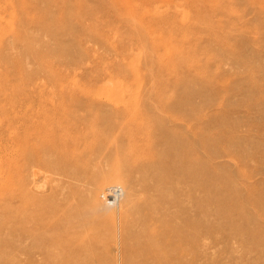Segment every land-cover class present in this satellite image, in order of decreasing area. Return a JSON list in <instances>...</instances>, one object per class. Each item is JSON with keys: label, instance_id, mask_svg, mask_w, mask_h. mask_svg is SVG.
<instances>
[{"label": "rangeland", "instance_id": "obj_1", "mask_svg": "<svg viewBox=\"0 0 264 264\" xmlns=\"http://www.w3.org/2000/svg\"><path fill=\"white\" fill-rule=\"evenodd\" d=\"M32 143L52 149L24 168ZM174 146L203 169L177 192L187 262L264 264V0H0V264H28L10 216L25 182L97 229L95 264L140 263L147 204L187 172Z\"/></svg>", "mask_w": 264, "mask_h": 264}, {"label": "bare ground", "instance_id": "obj_2", "mask_svg": "<svg viewBox=\"0 0 264 264\" xmlns=\"http://www.w3.org/2000/svg\"><path fill=\"white\" fill-rule=\"evenodd\" d=\"M71 142V141H69ZM66 143V141H65ZM25 146L26 152L29 153V158L23 162L24 168H31L34 165V155L32 152H44L52 149V147ZM76 146L73 143L72 146ZM74 146V147H75ZM34 148V149H32ZM187 157L183 160L177 157ZM189 154H192L190 148L183 149L174 146L172 147L171 163L175 167L174 171H182L184 166H187L186 175L177 184H173L167 190L159 191V195L147 204L150 209L145 214L147 221L151 222L156 227L145 228L132 235L133 248L130 247V252L134 253L139 259L138 264H189L187 257L190 253L188 242L190 241V227L192 221L190 213L185 208L184 202L179 200L181 192L190 194L188 190H184L183 186H187L188 182L203 172L200 166H195L194 172L191 173V159ZM33 155V156H32ZM82 154L76 153L70 155L67 152H60V157L66 162H76ZM176 164V166H175ZM40 166L46 170H51L52 166L47 162H41ZM56 169L53 168V171ZM64 170V169H62ZM34 173L35 180L41 179V173ZM169 175V173L165 176ZM167 180H174V177L169 176ZM172 183V182H171ZM198 184L200 182L198 180ZM165 184V187L166 188ZM183 185V186H182ZM184 186V187H185ZM36 187L40 190L44 188L43 183H37ZM156 188H158L156 186ZM151 189H153L151 187ZM116 189H110L107 192V197L113 201L120 198V194ZM178 191L179 194L177 193ZM172 194V195H171ZM178 194V195H177ZM184 195V193H182ZM113 196V198H111ZM15 202L13 211L10 213L11 219H14L17 224L14 232L18 235H25L30 242V246L26 248L28 255V264H36L37 255L41 257L45 264H95L96 256L100 252L95 248L96 243L93 231L97 230L91 226L90 222L75 220V216L67 210L68 200L65 198L58 201L60 198L59 190L52 189L48 196H39L33 194L31 189L27 187V183L20 184L19 190L14 194ZM156 204V205H155ZM163 207V212L158 216L154 215L155 207ZM177 205L179 210L171 208ZM143 216L139 222H145ZM82 228L80 231L78 228ZM93 227V228H92ZM91 230L92 234L88 232ZM194 238V237H193ZM51 244L54 249L50 250L47 245ZM127 247V246H126ZM128 247L125 249L127 252ZM129 250V249H128ZM82 255H86L85 259H81ZM57 257L59 263H56L53 258ZM125 264V262H124Z\"/></svg>", "mask_w": 264, "mask_h": 264}]
</instances>
